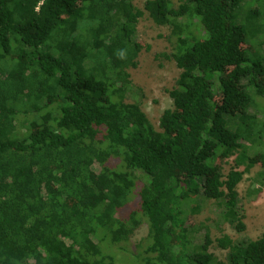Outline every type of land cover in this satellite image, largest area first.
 <instances>
[{"label": "trees", "instance_id": "16d2710c", "mask_svg": "<svg viewBox=\"0 0 264 264\" xmlns=\"http://www.w3.org/2000/svg\"><path fill=\"white\" fill-rule=\"evenodd\" d=\"M134 1L0 0V264H114L101 239L139 264H264V236L239 237L224 263L208 233H171L188 199L184 171L245 230L240 199L226 196L237 177L213 167L240 154L248 171L245 141L264 136V61L242 46L240 0L145 2L170 25L181 69L158 134L126 100L143 15ZM258 17L264 26V10ZM141 224L146 235L132 242Z\"/></svg>", "mask_w": 264, "mask_h": 264}, {"label": "rangeland", "instance_id": "374dc122", "mask_svg": "<svg viewBox=\"0 0 264 264\" xmlns=\"http://www.w3.org/2000/svg\"><path fill=\"white\" fill-rule=\"evenodd\" d=\"M146 1H134V4L143 11V15L138 23V65L128 69L135 88L134 97H127L126 100L128 102L139 101V120L142 121L145 118L149 120L153 132L158 134L171 120L173 103L169 90L174 87L181 69L169 56L172 51V44L168 39L170 25L167 21L147 11L144 7ZM179 2V0H173L175 5ZM261 10H264V2L240 0L234 12L237 15L236 22L242 25L245 31L248 43L242 46L249 48H246V56L250 62L264 61V44H260V41L264 40V26L258 19ZM21 62L18 64H22ZM16 70L17 75L21 66L18 65ZM258 107L264 112L262 97L259 98ZM263 121L264 119L261 121L262 124ZM33 127L34 131L38 130L35 124ZM248 137L245 143L250 146L249 160L252 163L248 171H244V158L240 154L226 155L223 153L213 162V167L223 174V180L227 179L230 172L237 177L234 191L226 192V196H237L240 199L245 216L244 232L239 233L235 229L236 215L231 214L229 219L224 218V202L217 201L213 197L212 189L202 190L201 187L191 182L190 176L184 171L180 173V177L187 183L189 193L188 199L181 200L183 221L179 226L175 225L172 228L173 242L183 239L182 230L185 229L192 240L208 233L212 240L209 251L219 260L227 263V253L238 248L236 240L239 237L244 235L251 239H258L264 236V136L262 138H255L253 135ZM96 179L104 180V177L99 176ZM146 232V224H141L133 234L131 241H139L146 235ZM99 242L107 251L114 253V264H139L143 259L142 256L139 257V254L135 257L130 254L129 259L126 260L120 254L121 252L115 250L114 246L108 247L102 239Z\"/></svg>", "mask_w": 264, "mask_h": 264}, {"label": "clouds", "instance_id": "9594fccd", "mask_svg": "<svg viewBox=\"0 0 264 264\" xmlns=\"http://www.w3.org/2000/svg\"><path fill=\"white\" fill-rule=\"evenodd\" d=\"M119 56H120L121 58H123V57L125 56V52H124L123 50H120V52H119Z\"/></svg>", "mask_w": 264, "mask_h": 264}]
</instances>
